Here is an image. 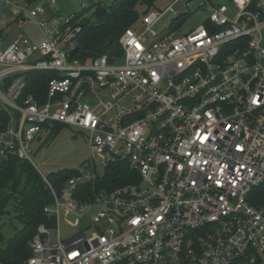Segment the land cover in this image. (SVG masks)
<instances>
[{"label": "built area", "instance_id": "2783aa9c", "mask_svg": "<svg viewBox=\"0 0 264 264\" xmlns=\"http://www.w3.org/2000/svg\"><path fill=\"white\" fill-rule=\"evenodd\" d=\"M176 1L126 28L119 54L82 61L69 53L81 18L0 0L42 36L0 48V159L31 164L56 124L85 131L91 151L60 186L40 174L55 224L37 226L21 264H264V0H193L205 23L172 38L153 25ZM31 72L51 75L40 100L24 94ZM118 164L132 175L110 186ZM61 212L86 226L62 238Z\"/></svg>", "mask_w": 264, "mask_h": 264}, {"label": "trees", "instance_id": "16d2710c", "mask_svg": "<svg viewBox=\"0 0 264 264\" xmlns=\"http://www.w3.org/2000/svg\"><path fill=\"white\" fill-rule=\"evenodd\" d=\"M17 1L32 5L39 0ZM154 2L155 0H112L108 5L95 2L76 13V18H81V32L77 37L79 49L74 54V58L85 61L102 54H119L120 35L126 28L133 26L141 14L147 13L154 6ZM140 6L144 7L141 11L138 9ZM88 10H92L93 22L85 17ZM182 16L178 19L182 20ZM176 21L174 19L171 22L170 29L178 26ZM50 77L49 73H29L24 94L32 93L40 100V96L45 95ZM5 119V114L0 112V121L4 122ZM74 171H60L47 177L57 187ZM131 175L132 173L124 164H118L109 168L106 179L110 186H116L128 182ZM50 202L49 189L40 173L29 162L11 156L0 159V217L13 212L17 218L21 219V227L7 239L4 247L0 248V262L21 264L31 255L29 242L35 235L37 226L45 223L52 227L55 224L54 217L44 213V207Z\"/></svg>", "mask_w": 264, "mask_h": 264}, {"label": "rangeland", "instance_id": "374dc122", "mask_svg": "<svg viewBox=\"0 0 264 264\" xmlns=\"http://www.w3.org/2000/svg\"><path fill=\"white\" fill-rule=\"evenodd\" d=\"M44 13L38 16L37 20L48 19L52 15L67 17L75 15L84 8L89 7L92 3L99 2L108 5L112 0H56L55 4H48L42 0ZM174 0H155L151 9L164 11ZM177 0L173 4V11L164 12L163 15L154 23L153 29L156 32H164L167 26L175 19L178 26L172 31V38L182 36L192 29L204 24L206 21V9L200 8L199 1ZM221 4H230V0H214ZM22 5V4H21ZM144 7L140 6L141 11ZM12 8L0 4V48L9 46L19 35H23L32 42H39L42 39L41 33L35 25L32 18L27 21L23 28H19L18 22L15 21L16 15L13 14ZM92 10L85 13V17L91 18ZM183 15V19L178 17ZM21 16L29 18L27 12L22 11ZM142 14L133 26L140 24ZM180 21V22H179ZM123 57L117 60V63H123ZM31 164L37 172L43 176H49L52 173L60 171L69 172L79 169L83 163L91 160V151L88 145L87 133L73 126L56 124L53 128L43 126L37 137L31 144ZM97 168L100 164L97 159L94 160ZM143 187V183L139 184ZM88 218L87 215H85ZM86 226L83 216L69 215L63 212L59 215V232L62 238H69L79 232ZM21 227V219L16 217L15 213L5 214L0 217V248H3L7 239H9L17 229Z\"/></svg>", "mask_w": 264, "mask_h": 264}, {"label": "water", "instance_id": "95a60500", "mask_svg": "<svg viewBox=\"0 0 264 264\" xmlns=\"http://www.w3.org/2000/svg\"><path fill=\"white\" fill-rule=\"evenodd\" d=\"M79 49V46L76 44L71 50H70V55L73 56Z\"/></svg>", "mask_w": 264, "mask_h": 264}, {"label": "crops", "instance_id": "0c3cea01", "mask_svg": "<svg viewBox=\"0 0 264 264\" xmlns=\"http://www.w3.org/2000/svg\"><path fill=\"white\" fill-rule=\"evenodd\" d=\"M12 12V11H11Z\"/></svg>", "mask_w": 264, "mask_h": 264}]
</instances>
